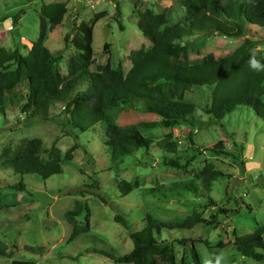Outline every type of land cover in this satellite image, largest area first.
I'll use <instances>...</instances> for the list:
<instances>
[{"label": "rangeland", "instance_id": "1", "mask_svg": "<svg viewBox=\"0 0 264 264\" xmlns=\"http://www.w3.org/2000/svg\"><path fill=\"white\" fill-rule=\"evenodd\" d=\"M49 1L54 0H0V46L11 50L17 45L19 52L25 53L31 41L39 36L38 7ZM63 1L66 12L61 23L48 30L43 40L51 52L61 53L59 59L52 61L59 74L67 72V60L75 52L64 34L72 35L79 21H89L94 12L101 9L107 12L93 24L91 47L94 59L99 63L110 60L113 65L126 70L129 51L150 44L135 24V12L145 7L156 11L169 6L170 21L174 22L181 20L184 9L177 0H117L120 8L117 20L113 17L114 0ZM18 8L24 10L12 24L8 14ZM235 24L241 30L239 35L225 36L214 31L205 34L204 30L195 29L184 37L182 41L187 44L189 61H196L207 52L215 57L223 56L245 37L260 41L251 52L264 58V25ZM85 85V81H80L74 91L84 89ZM11 90L16 100L7 102L4 113H0V162L17 154L30 137H39L45 147L53 144L61 154L74 141L77 147L72 150L70 159L61 161L60 172L45 178L35 172L20 174L0 164V249L4 250V254H0V264H8L11 258L41 264H132L115 262L92 251L91 247L104 245L117 253L128 251L132 246L128 233L143 225L146 213L162 221H173L195 208L208 217L210 207L204 205V198L184 193L179 200L157 199L143 189L191 177L194 170L207 161L224 173L212 181L207 196L229 210L215 215L213 224L200 222L190 228H168L164 229V234L169 238L193 239L202 264H264V260L239 254L233 245L235 235L249 232L264 221V121L251 108L237 106L223 117L221 123L211 122L204 109L210 102L211 86L204 84L187 90L185 98L195 104L191 113L193 143L186 139L184 125L172 128L178 142L174 155L188 159L185 166L178 168L161 162L162 151L155 144L168 131L166 128L143 131L142 134L152 139L151 143L120 162H114L110 157V148L104 143L106 123L127 124L160 117L145 111L144 98L132 97L106 108L105 118L83 131L70 128L76 134L74 138L73 133L67 132L68 126L62 125L66 115L62 101L52 102L45 117L31 115L30 109L23 111L21 108L27 91L26 80L21 79ZM217 144L233 154L241 144L238 161L243 160V165H238L237 159L223 154L215 156L202 149L204 145ZM132 177L136 178L138 187L126 194L120 193L116 181ZM93 178L98 180V187L94 189L97 195L84 193L81 196L75 192ZM19 181L24 185L22 190L11 187ZM76 198L85 203L76 218L80 224L86 223L87 229L73 235L64 211ZM114 214L123 218L125 226L113 219ZM262 236L264 240V232ZM187 250L186 242L175 246L177 262Z\"/></svg>", "mask_w": 264, "mask_h": 264}, {"label": "trees", "instance_id": "2", "mask_svg": "<svg viewBox=\"0 0 264 264\" xmlns=\"http://www.w3.org/2000/svg\"><path fill=\"white\" fill-rule=\"evenodd\" d=\"M177 1L184 8L180 21H170L169 6L156 11L145 7L135 12V24L150 44L129 51V66L126 70L113 65L110 60L99 63L93 57V24L107 12L101 9L94 12L89 21H79L72 35L64 34V38L75 49L67 60L65 74L55 71L52 63L61 57V53L51 52L43 44L47 31L61 23L66 12L65 2L54 0L41 3L38 7L39 36L31 41L28 50L21 53L17 45L11 50L0 46V113H4L7 102L14 103L16 100L11 89L21 79L26 80L27 86L22 110L30 109L31 115L40 114L45 117L52 102L62 101L63 112L66 114L62 125L68 126V133H73L70 128L83 131L98 120L104 119L105 109L118 102L141 97L146 100L145 111L160 117L127 124L106 123L104 143L110 148L111 159L118 163L136 150L148 147L152 139L142 134L143 131L166 128L168 131L163 133L155 144L162 151L161 162L178 168L185 166L188 159L182 160L174 155L178 142L171 130L174 126L184 125L185 137L193 143L191 113L195 104L184 96L190 88L204 84L211 86L210 102L204 108L211 122L221 123L223 117L237 106L251 108L264 121V58L251 52L260 44L258 39L245 37L231 52L223 56L215 57L213 53L207 52L196 61H189L187 44L182 41L195 29L204 30L205 34H212L214 31L225 36H235L241 33L235 23L264 25V0ZM114 8L113 17L118 20L120 8L117 0H114ZM23 10L18 8L8 14L12 24L16 23ZM106 45L103 43V47ZM80 81H85V88L74 91ZM73 137L75 138L76 134L73 133ZM75 147L77 143L74 141L61 154L53 144L45 147L39 137H30L25 140L17 154L2 159L0 164L2 167H11L20 174L35 172L45 178L51 173L61 171V161L70 159ZM194 149L199 151V148ZM202 149L215 156L223 154L233 160L237 159L240 166L244 163L243 160L238 161L241 156V144L238 145L236 154L218 144L204 145ZM194 171L191 177L143 189L157 199L179 200L184 193L204 198V205L210 207L208 217H204L195 208L186 216L173 221H162L146 213L143 225L128 233L132 242L128 251L117 253L104 245L92 246L91 250L115 262L202 264L193 239L183 236L169 238L164 234V229L168 228H190L200 222L213 224L215 215L229 210L207 196L212 181L224 175L223 171L209 161ZM116 186L120 193L126 194L132 188L138 187V184L136 178L132 177L118 179ZM11 187L22 190L24 185L19 181L11 184ZM97 187L98 180L93 178L90 182L81 184L75 192L81 196L84 193L96 194L94 189ZM84 205L81 198H76L71 207L64 211V218L70 223L73 235L87 229V224H80L76 218ZM113 219L124 226L126 224L119 214H114ZM263 232L264 221L249 232L235 235V250L241 255L264 260ZM185 242L188 244V250L181 254L180 261L177 262L175 246L184 245ZM0 254H4L3 249H0ZM8 264L41 263L11 258Z\"/></svg>", "mask_w": 264, "mask_h": 264}]
</instances>
